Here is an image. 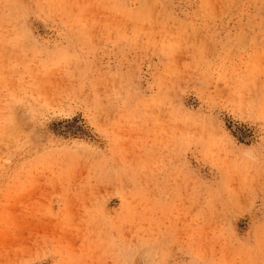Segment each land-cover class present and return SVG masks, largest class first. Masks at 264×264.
Wrapping results in <instances>:
<instances>
[{
	"label": "rangeland",
	"instance_id": "rangeland-1",
	"mask_svg": "<svg viewBox=\"0 0 264 264\" xmlns=\"http://www.w3.org/2000/svg\"><path fill=\"white\" fill-rule=\"evenodd\" d=\"M0 264H264V0H0Z\"/></svg>",
	"mask_w": 264,
	"mask_h": 264
}]
</instances>
